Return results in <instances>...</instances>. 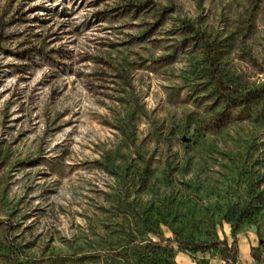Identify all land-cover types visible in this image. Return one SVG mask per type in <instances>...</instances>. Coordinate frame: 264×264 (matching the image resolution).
<instances>
[{
	"label": "rangeland",
	"instance_id": "374dc122",
	"mask_svg": "<svg viewBox=\"0 0 264 264\" xmlns=\"http://www.w3.org/2000/svg\"><path fill=\"white\" fill-rule=\"evenodd\" d=\"M0 264H264V0H0Z\"/></svg>",
	"mask_w": 264,
	"mask_h": 264
},
{
	"label": "trees",
	"instance_id": "16d2710c",
	"mask_svg": "<svg viewBox=\"0 0 264 264\" xmlns=\"http://www.w3.org/2000/svg\"><path fill=\"white\" fill-rule=\"evenodd\" d=\"M211 246H212V245H210V246H209V245H208V246H205L204 249H205V250H206V249H209Z\"/></svg>",
	"mask_w": 264,
	"mask_h": 264
}]
</instances>
